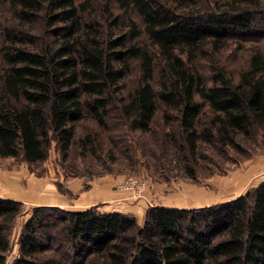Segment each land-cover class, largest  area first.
Wrapping results in <instances>:
<instances>
[{
  "label": "trees",
  "instance_id": "1",
  "mask_svg": "<svg viewBox=\"0 0 264 264\" xmlns=\"http://www.w3.org/2000/svg\"><path fill=\"white\" fill-rule=\"evenodd\" d=\"M114 5L0 0V159L36 165L53 144L64 157L75 146L95 152L113 114L148 135L160 118L190 174L203 149L226 156L264 139V0ZM121 13L137 18L119 25ZM234 42L250 45L232 72L221 60ZM84 123L98 133L78 138ZM22 206L0 198V264ZM11 264H264V182L213 205L148 206L142 223L97 206H38Z\"/></svg>",
  "mask_w": 264,
  "mask_h": 264
},
{
  "label": "rangeland",
  "instance_id": "2",
  "mask_svg": "<svg viewBox=\"0 0 264 264\" xmlns=\"http://www.w3.org/2000/svg\"><path fill=\"white\" fill-rule=\"evenodd\" d=\"M97 3L104 6L108 3V6L115 10L114 0H97ZM7 16L10 17L9 14ZM119 16V25L127 24L129 17L137 18L133 13H121ZM39 28L40 25H36L35 29ZM112 28L116 30L118 27L115 25V28ZM257 30L251 34L263 31ZM244 38L259 40L262 36L255 34ZM145 42L146 39L142 36L140 43ZM249 45L250 43L234 42L230 51H225L221 61L227 64L228 70L234 72L245 64ZM113 118L114 114L108 124L114 131L102 130L98 133L99 128L86 123L78 126V138L98 133L102 148L95 152L92 151L93 147L80 149L75 146L64 157L53 144L47 158L36 165L29 166L20 157L0 159V172L28 169L32 182L31 198L22 203L23 212L18 216L12 231L6 264H11L18 255V237L33 209L38 206L60 205V208L74 210V190L79 183L86 184L104 176H118L121 181L117 186L132 192L135 205L141 204L142 207L147 203V207L155 205L196 208L234 199L264 182V139L261 137L246 143L241 152L229 150L228 156H222L215 148L203 149L193 159V172L190 174L183 169L184 163L175 147L162 140L165 129L160 118L155 120L156 132L152 135L122 127ZM109 137H112L113 141ZM235 177L244 178L247 184L244 182V185L237 189L232 182L228 184L231 187H228L226 181L234 180ZM63 200L65 202H62ZM136 219L139 223L143 222Z\"/></svg>",
  "mask_w": 264,
  "mask_h": 264
},
{
  "label": "crops",
  "instance_id": "3",
  "mask_svg": "<svg viewBox=\"0 0 264 264\" xmlns=\"http://www.w3.org/2000/svg\"><path fill=\"white\" fill-rule=\"evenodd\" d=\"M117 177L104 176L86 184L79 183L74 190V210L97 206L101 211L127 212L139 220H143L148 204L146 203L147 205L142 207L141 204L135 205L132 192L117 186V183L121 181L120 177ZM31 186L32 182L28 169L27 171L21 168L20 170H3L0 172V198L25 203L31 198ZM65 200L67 202L66 198ZM55 204L59 205L58 203ZM127 207L128 209H125Z\"/></svg>",
  "mask_w": 264,
  "mask_h": 264
},
{
  "label": "bare ground",
  "instance_id": "4",
  "mask_svg": "<svg viewBox=\"0 0 264 264\" xmlns=\"http://www.w3.org/2000/svg\"><path fill=\"white\" fill-rule=\"evenodd\" d=\"M263 158H264V157H263ZM263 161H264V160H263ZM263 161H262V162H263ZM257 163H258V162H257ZM261 164H262V163H261ZM255 165H256V164H255ZM256 167H257V166H256ZM253 169H254V168H253ZM253 169H252V170H253ZM252 172H253V171H252ZM239 173H240V172H239ZM245 174H246V172H245ZM237 175H238V174H237ZM237 175H236V176H237ZM245 176H246V175H245ZM253 176H254V175H253ZM233 177H234V176H233ZM246 177H247V176H246ZM227 178H228V177H227ZM248 178H249V177H248ZM234 180H235V181H234ZM234 180L232 179L231 181H226V183H227V185H228V184H231L232 182H234V183H235V186H236L237 189H240V188L244 185V182L247 181V180H245L244 178L242 179V178H238V177H237V178L235 177ZM223 181H224V180H223ZM245 183H246V182H245ZM246 184H247V183H246ZM221 185H222V184H221ZM223 185H224V184H223ZM228 187H231V185H228ZM232 187H233V185H232ZM220 188H221V187H220ZM232 190H233V189H232ZM239 191H240V190H239ZM241 191H242V189H241ZM234 193H235V192H234Z\"/></svg>",
  "mask_w": 264,
  "mask_h": 264
}]
</instances>
